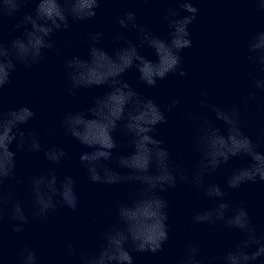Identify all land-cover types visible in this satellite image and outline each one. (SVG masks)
Segmentation results:
<instances>
[{
  "label": "clouds",
  "instance_id": "clouds-1",
  "mask_svg": "<svg viewBox=\"0 0 264 264\" xmlns=\"http://www.w3.org/2000/svg\"><path fill=\"white\" fill-rule=\"evenodd\" d=\"M102 2L0 0V227L7 220L13 233L24 232V226L30 221H46L61 208L76 211L79 197L74 178L71 175L59 177L55 168L30 178L29 207L6 190V181L22 183L16 175L18 152H43L44 159L57 166L70 157L65 148L44 146L37 132L25 131L23 126L36 115L32 108L20 105L4 111L3 90L11 82L18 65L25 70L39 65L46 52L55 47L54 34L69 30L72 21L95 19ZM253 2L257 11L264 13V0ZM175 3L178 8L167 9L164 16L169 30L165 38L142 27L137 23L136 14L128 11L117 23L121 29L138 32L135 40L119 35L117 39L122 44L109 54L100 46L103 33H90L87 56L65 58L69 95L76 97L82 89L106 91L94 96L86 109L64 113L58 125L48 129V134L53 135L58 128L85 149L79 155V162L91 183L137 186L129 200L116 205V219L103 232L98 248L82 251L73 243L65 245L66 255L78 257V264H134L133 252L155 254L163 251L169 239V202L162 194L180 183L190 184L203 196L217 202L212 208L196 212L192 217L194 223L214 225L222 222L242 235L238 243L224 251L219 258L220 264H264V234H257L246 207L231 205L226 199L225 188L206 179L234 158H244L247 164L234 168L225 178L226 188L238 190L245 184L264 183V151L258 150V144L244 132L241 108L209 104L207 92H201L200 106L211 116L184 114V118L196 126L193 146L198 159L189 174L173 165L164 140L157 138V127L167 123L165 112L176 108L180 99H172L162 110L153 99L142 96L123 78L134 68L140 82L155 87L169 74L186 75L181 52L192 46L189 26L199 9L195 0H175ZM30 4L35 7L23 11ZM5 21H12L11 32L19 33L8 40H5ZM145 46L153 50L155 59L141 54L140 49ZM247 52L248 59L264 73V29L249 37ZM257 91L264 93V77L252 80L244 103L255 101ZM118 131L127 137L128 151L115 155L122 147L114 135ZM113 161L119 170L110 166ZM216 259L213 257L208 264H216ZM17 264H40V261L37 253L25 244L18 253ZM179 264H205L200 248L190 245Z\"/></svg>",
  "mask_w": 264,
  "mask_h": 264
}]
</instances>
